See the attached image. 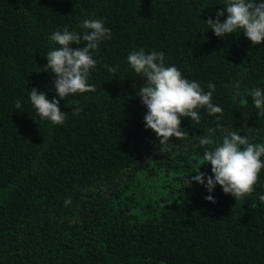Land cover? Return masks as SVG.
I'll list each match as a JSON object with an SVG mask.
<instances>
[{
	"label": "trees",
	"instance_id": "trees-1",
	"mask_svg": "<svg viewBox=\"0 0 264 264\" xmlns=\"http://www.w3.org/2000/svg\"><path fill=\"white\" fill-rule=\"evenodd\" d=\"M221 6L0 0V264H264V168L245 197L217 185L215 203L184 179L199 167L211 175L199 135L215 146L228 129L264 144V113L249 95L264 90V41L215 36L204 21ZM85 18L103 20L110 37L94 53V90L60 100L65 121L53 125L35 114L28 89L56 95L53 75L43 71L48 36L65 26L79 33ZM141 47L164 52L166 65L205 91L214 84L222 113L200 108L198 121L181 118L186 135L160 144L144 127L133 87L142 81L126 62Z\"/></svg>",
	"mask_w": 264,
	"mask_h": 264
},
{
	"label": "clouds",
	"instance_id": "clouds-1",
	"mask_svg": "<svg viewBox=\"0 0 264 264\" xmlns=\"http://www.w3.org/2000/svg\"><path fill=\"white\" fill-rule=\"evenodd\" d=\"M204 22L219 38L242 33L252 44H259L264 41V0H223L215 18L209 17ZM80 27L82 31L79 33L65 26L48 36L49 47L44 54L47 62L43 71L53 75L52 86L56 95L49 99L36 87L28 89V102L35 114L53 125H63L65 121V112L59 107L60 100L94 90V85L88 82L90 72L97 64L94 53L99 44L110 37V29L101 19L85 18ZM81 43L82 47H73ZM126 62L142 81L139 87H133L146 109L144 127L156 134L160 144L170 137L186 135L181 131V118L198 121V109H205L209 115L222 113V108L212 102L215 85L208 83L205 91L198 81L183 76L174 64L166 65L164 52H146L141 47L130 51ZM108 71L113 72L115 68ZM231 86L238 92L239 82H233ZM249 95L253 106L264 113V90L253 87ZM14 107H22L19 99L14 101ZM73 111L79 109L74 108ZM221 131V140L215 146H211L212 141L207 135H199L196 140L203 148L202 159L210 165L211 175L199 167L184 177L187 186H203L208 193L204 199L212 203H215L212 193L217 185L235 200L251 193L258 174L264 168V159H261L264 144L249 142L247 136L235 131ZM258 199L264 203V192L258 193Z\"/></svg>",
	"mask_w": 264,
	"mask_h": 264
}]
</instances>
